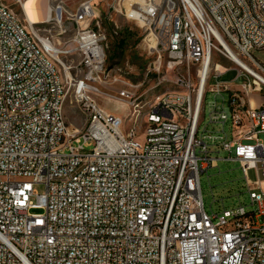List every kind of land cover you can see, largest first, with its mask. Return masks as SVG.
<instances>
[{"label":"built area","instance_id":"built-area-1","mask_svg":"<svg viewBox=\"0 0 264 264\" xmlns=\"http://www.w3.org/2000/svg\"><path fill=\"white\" fill-rule=\"evenodd\" d=\"M24 1L0 0V264H264V104L248 99L264 89V62L252 54L264 49V0H238L237 9L229 0H83L72 11L59 4L49 20L72 21L68 41L19 13ZM103 2L107 15L148 32L154 69L166 67L173 75L164 78L186 84L185 94L132 102L138 88L107 66L97 28ZM74 55L76 73L64 62ZM221 55L248 81L221 80L229 68L220 63L214 83L197 79ZM114 82L134 109L125 130L96 100ZM42 97L52 105L26 113ZM66 104L85 116L82 128L71 126ZM207 106L208 117H198ZM215 145L240 162L249 205L206 211L201 174L217 166Z\"/></svg>","mask_w":264,"mask_h":264},{"label":"rangeland","instance_id":"rangeland-1","mask_svg":"<svg viewBox=\"0 0 264 264\" xmlns=\"http://www.w3.org/2000/svg\"><path fill=\"white\" fill-rule=\"evenodd\" d=\"M83 0H63L50 1V7L56 8L59 4L69 11L75 10L80 2ZM11 3L12 0H6ZM104 2L98 4L101 9L100 17L98 19L100 25L97 28L106 35V49H107V66L111 69L112 75L124 80L128 84H132L138 88V95H144L143 102H148V105L157 101L158 97L171 90H177L178 87L174 81L167 80L173 74L166 73V67L161 69L158 73L154 69V62L156 55L152 53L148 46V32L140 25L126 20L124 16L116 12L107 15L104 8ZM11 6H16L11 4ZM19 9V7H18ZM19 11V10H18ZM52 13V9H51ZM54 13V12H53ZM52 13V14H53ZM42 31H47L55 40L59 38L61 41H68L75 33V26L66 16L63 17V24L59 26L56 22L42 24ZM61 30H65L64 34H59ZM123 40L124 45L120 46L119 42ZM253 56L264 62V49H254ZM79 61V56L74 55L64 59L66 64L71 65V70L76 73L75 65ZM218 63L226 66L229 70L220 77L221 80L232 81L235 87H239L243 82L248 81L245 76L239 75V67L224 56H216L213 60L212 69H218ZM196 73V69H192ZM216 77H212L211 83L216 81ZM121 83L114 82L110 90L104 96H96V100L100 106L110 113L120 116L126 124L123 129H128L134 123L132 116L134 109L126 101L118 98L116 88L121 86ZM249 103L256 108L260 104H264V89L262 91L252 92L249 97ZM214 100V95L207 94V104ZM221 102V99H218ZM209 114V106L202 117L206 118ZM65 115L72 127L76 126L82 128L85 123V116L77 109L72 108L69 104L65 106ZM144 117V114L140 118ZM216 127V126H215ZM213 125H211V129ZM217 128V127H216ZM229 129L228 126L226 127ZM210 129V131H212ZM215 134H219L218 130H214ZM261 137H264L262 134ZM212 156L218 157L217 166L209 167L207 171L201 174V187L203 193L204 206L208 213L220 212L224 208H232L240 202L247 205L250 204L249 192L246 187L244 173L241 164L238 160H229L225 157L229 153L222 150L218 146H213ZM234 156V151H232ZM251 177H255V172L251 171ZM35 189L39 193L45 191L43 184H36ZM35 200V198H33ZM40 212V210H34Z\"/></svg>","mask_w":264,"mask_h":264},{"label":"bare ground","instance_id":"bare-ground-1","mask_svg":"<svg viewBox=\"0 0 264 264\" xmlns=\"http://www.w3.org/2000/svg\"><path fill=\"white\" fill-rule=\"evenodd\" d=\"M238 0H229V9H237ZM19 13H26L27 17L32 22H38V26L42 24L50 23V18L53 17L51 13V7L49 0H25L24 4H18ZM232 55L238 59L237 55L227 45ZM74 53H81V43H73ZM213 60L210 59L209 63L204 69H198L197 79L211 80L213 76ZM174 84L178 87L177 90H171L162 95V97L169 94H185L186 84H179L174 81ZM144 95H138V93L132 94V102H139L140 105H148V102H143ZM158 98H161L160 96ZM181 104L190 105V95L181 96ZM52 105V97H42L39 101L32 102V105L26 106V113H38L43 109ZM203 113H198V117H202Z\"/></svg>","mask_w":264,"mask_h":264},{"label":"trees","instance_id":"trees-1","mask_svg":"<svg viewBox=\"0 0 264 264\" xmlns=\"http://www.w3.org/2000/svg\"><path fill=\"white\" fill-rule=\"evenodd\" d=\"M119 45H120V46L124 45V41L121 40V41L119 42Z\"/></svg>","mask_w":264,"mask_h":264},{"label":"crops","instance_id":"crops-1","mask_svg":"<svg viewBox=\"0 0 264 264\" xmlns=\"http://www.w3.org/2000/svg\"><path fill=\"white\" fill-rule=\"evenodd\" d=\"M74 127H76V126H74Z\"/></svg>","mask_w":264,"mask_h":264}]
</instances>
